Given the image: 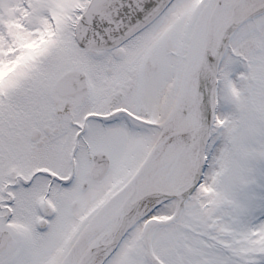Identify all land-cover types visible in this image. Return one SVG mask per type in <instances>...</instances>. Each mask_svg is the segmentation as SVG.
<instances>
[{
  "label": "snow or ice",
  "instance_id": "snow-or-ice-1",
  "mask_svg": "<svg viewBox=\"0 0 264 264\" xmlns=\"http://www.w3.org/2000/svg\"><path fill=\"white\" fill-rule=\"evenodd\" d=\"M0 264H264V0H0Z\"/></svg>",
  "mask_w": 264,
  "mask_h": 264
}]
</instances>
